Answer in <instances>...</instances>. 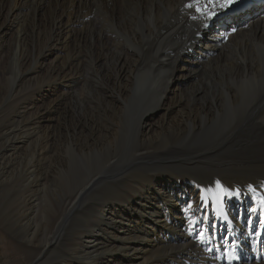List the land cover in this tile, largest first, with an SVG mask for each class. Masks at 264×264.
Wrapping results in <instances>:
<instances>
[{
  "label": "bare ground",
  "instance_id": "bare-ground-1",
  "mask_svg": "<svg viewBox=\"0 0 264 264\" xmlns=\"http://www.w3.org/2000/svg\"><path fill=\"white\" fill-rule=\"evenodd\" d=\"M189 3L193 0H0V53L6 51L18 65L9 91L0 93V114L13 110L16 127L17 118L30 116L18 137L13 128H2L0 184L13 186L19 174L38 192L57 195L48 183L59 160L57 181L63 196H71L36 257L39 264L60 247L69 250L52 264H264V7L235 18L264 6V0L216 7L212 19ZM176 39L177 55L170 45L158 51V60V44ZM159 64L166 72L156 71ZM182 79L197 84L180 93L176 83ZM30 80L35 84L22 90ZM36 102L45 110L32 114ZM68 104L76 119L71 130ZM138 105L148 109L138 120L125 121L127 110ZM55 108L60 115L49 119ZM182 110L185 115L174 116ZM20 149L29 163L15 169ZM181 158L188 170L177 164ZM197 164L240 184L241 196L230 197L224 207L239 218V241L231 237L233 222L221 225L212 216L214 203L203 183L210 180L196 179ZM131 172L139 173L138 181L126 182ZM106 184L116 192L101 200ZM157 195L167 198L162 207L153 204ZM32 203L26 216L38 208ZM193 224L202 236L210 228L205 255L188 248L204 242L188 235ZM32 230L30 243L40 232L37 222ZM76 240L78 248H70Z\"/></svg>",
  "mask_w": 264,
  "mask_h": 264
},
{
  "label": "rangeland",
  "instance_id": "rangeland-1",
  "mask_svg": "<svg viewBox=\"0 0 264 264\" xmlns=\"http://www.w3.org/2000/svg\"><path fill=\"white\" fill-rule=\"evenodd\" d=\"M263 7L264 6H257L256 8H254V10L241 11L235 15V18L242 20L240 17H242L244 15V17H242V18L246 19L247 17L250 16V14L255 15V14L260 13V11ZM176 40H174L173 42L164 41V43L162 42V43L158 44V46L156 48L158 60L160 58V54L158 51H160L161 49H163L167 46H170V45L172 46V47L171 46L170 47H171L173 53H175V55H177L176 51H178L177 47L180 44V41H179L180 39H176ZM8 42H11V41L8 40ZM6 55H7L6 51L0 53V93H1V95H5L9 91L10 86L13 83L14 76L16 75V73L18 71L17 63L14 60L12 62H10V60L7 59ZM175 55L173 54V57ZM162 66L163 65L159 64V66L157 67L158 69L156 71L157 72L158 71L159 72H166L165 68ZM5 73H7V75H5ZM191 81H194V80L191 79L187 82V80L182 79L180 82L176 83L178 86H180V89L183 88L180 91V93L182 91H185L187 93L188 89L191 88L192 85L197 84L196 82L190 83ZM32 84H35L34 80H30V82L24 83L22 85L21 89L27 90V88H29V86ZM189 84H191V85L189 86ZM59 99L60 98L58 96V98L56 97L54 101H58ZM6 106L7 105H5L4 103H3V105H1L2 108H6ZM42 107L43 106L41 105V103L36 102V104L32 108L31 113L35 114L37 111H39L40 108H41V111H44L45 107H43V108ZM66 107H67V109H66V112H67L66 113V117H67L66 118L67 119L66 124H67V127H69L71 130L73 124L76 122V119L74 118L75 117L74 114L71 112L69 104ZM147 109H148L147 105L144 107H143V105H138V108L136 106L130 107L127 110L128 111V114H127L128 118H126L125 121L138 120L139 116L144 112V110H147ZM60 112H61V110L59 108L58 109H56V108L52 109V111L48 113V114H50L48 116L49 119H52L55 116H56L55 118H57L60 115ZM185 113H186V111L182 110V113L174 115V116L175 117H178L180 115L183 116V115H185ZM16 116H18V115H16V113L14 114L13 110H9L5 114H0V142L1 143L3 140L2 128H13L14 130H16V134L19 133L17 135V137L20 136L21 133H24L25 131H27L28 128L26 126V124H27L26 118H29L30 116H27L23 120L17 118L19 120L18 121L19 124L17 127L14 126L13 120H12V118H15ZM159 116H160L159 118H164V116H162V113ZM158 119L152 120V123L157 122ZM54 126H57V125H54ZM158 127H159L158 125L155 126V128H158ZM47 129H48V126L42 127V129L40 130V132H41L40 134H43L44 131L46 132ZM51 135H52L51 145H52L53 150L56 151L58 149V146H59V136L57 135L56 131L52 132ZM24 151L25 150H23V149L16 151L17 153L13 159V165H14L13 168L18 169V167L21 168L22 166H25L29 163V157L26 158V152H24ZM186 161H187L186 159L184 160V158H181V160L179 162H177V164H179L182 167V170L187 169V165L189 163ZM19 163H20V165H19ZM164 164L165 163H163V162L161 163L162 167L165 166ZM40 166H41V164H40ZM193 166H196L195 170H196L197 174L200 176V178L198 176V177H196V179L201 180V177H209L208 180H210V181H207V182L203 181V180H201V181H203V183L205 185H207V186H205V189H206L205 195L207 193L206 196H208L209 199L211 198V202L213 201L212 203H214V208L212 209V212H213L212 216H216V218L218 219V223L221 225L223 224V225L227 226L228 223L233 222L232 223L233 229L231 231V233H232L231 237L235 236L234 238L235 239L237 238V241H239V238H240V236H239L240 235L239 218H238L237 214H235L233 211H231L229 209V207H227L226 210L224 209V207H226V201H228L230 197H236V196L240 197L241 196L240 195L241 194V190H240L241 188H240V184L238 183L237 179H235V177H226V178L218 177L219 175L216 174V170H212L211 167H206V166H203L201 164H197V165H193ZM53 167H54V169L52 170V174L49 177L50 181L48 184L51 183V186L53 187V189H56L54 191L57 192V195L54 193H51V192L44 193V191H42L40 189H39L40 192H38V188H36V187L32 188L33 185L30 184L26 178H22L21 176H23V175L20 176L19 174L16 176V178L13 182V186L9 185V184H7V185L0 184V264H39L40 263V262H36V260L40 255V252L42 250V245H43L45 239H47V238L50 239L52 237L53 230L56 229L57 225L59 224V220H61V218L63 216V212L66 208V203H68L66 201L68 200L69 197H71V196H65L66 197L65 198L63 196L64 192L62 191V189H60L59 180L57 181V179L59 178V175H60L58 173L60 170L59 160L54 161ZM58 168H59V170H58ZM153 168L154 167L152 166L150 168V170L155 171ZM155 168L157 169V167H155ZM161 171H175V170H161ZM51 176H53V177H51ZM19 177L21 179H19ZM140 177L141 176L139 175L138 172H131V173H129L128 178L126 179V182H128V183H132V181L136 182V181H138L137 179H139ZM212 180L213 181L215 180L214 183ZM27 182L29 183V185ZM226 186L228 188H226ZM101 187H103V188L107 187V189H106L107 192H105L106 191V190H104L105 188L102 190ZM101 187H100L101 188V195L99 197L101 200L108 199L109 197H111L116 192L114 186L106 184V185H102ZM221 187H223V189L225 191L222 192ZM217 190H218V192H217ZM26 191L28 193H26ZM231 192H233V193H231ZM106 193H108V194H106ZM213 194H215V195H213ZM36 196H38V197H36ZM60 196H63L64 199L62 198L63 199L62 200L60 198ZM157 196H155L153 198L154 199L153 204H155V205L157 204L158 207L159 206L162 207V205L166 204L167 198L164 196H158V197ZM97 198L98 197H96V199ZM27 199H29V200L27 201ZM33 201H34V203L38 204V208H34L33 215L31 217L26 216L28 214V212H31V210L29 208L32 207L31 204H33L32 203ZM64 202H66V203H64ZM217 203H219V204H217ZM215 204H217V205H215ZM63 205H65V207ZM185 212H187V210ZM21 213H23V214H21ZM76 214H77V212H76ZM74 218L76 219L75 222L79 223L78 218H80V216L74 215ZM189 218L194 219V220L197 219L196 216L195 217L191 216ZM201 218H204L203 215H201L199 219H201ZM31 219H32V222H31ZM50 219H52L50 222V227L48 225V228L46 229L47 222ZM197 221H195V222H197ZM209 221L212 224V222H211L212 219ZM34 222H37L38 229H40V232L38 231L39 233L36 234L37 236H35L34 242L30 243L28 241L32 239V237H31L32 232L31 231H33L32 229H33ZM211 224H209V225L211 226ZM192 228L193 229L190 231V233H188L189 236L200 237L201 239H203L202 241L208 240V234L210 233L209 227H207L205 234L203 236L201 235L202 231L197 226H194V224H193ZM75 231L78 232L77 230H75ZM47 232H49V233H47ZM48 234H50V235H48ZM145 236H146V234H145ZM246 236L251 241H255L251 235L247 234ZM68 244L71 245L70 248H76V249L78 248L77 247L78 240H76L75 242H69ZM205 247H206V249H205ZM183 248L184 247H182L181 250ZM188 248L192 249L190 251H192V253H194L195 256L196 255L201 256V255H205L208 253V244H206V241L201 243L200 247L195 245L194 247L188 246ZM200 249L202 252L199 251ZM64 250L67 253L69 248H61L60 247L54 253L52 251L50 253V255H48L47 258L45 259L46 261L44 264H52L54 261H51V260L54 259V257L57 256L60 253V251L64 252ZM197 252H199V253H197ZM244 255H245V253H243V255L240 257H244ZM165 257H166V255H164L159 261L163 260ZM235 259L237 261V258H235ZM67 263H69V262L65 261V262H62L61 264H67Z\"/></svg>",
  "mask_w": 264,
  "mask_h": 264
},
{
  "label": "snow or ice",
  "instance_id": "snow-or-ice-1",
  "mask_svg": "<svg viewBox=\"0 0 264 264\" xmlns=\"http://www.w3.org/2000/svg\"><path fill=\"white\" fill-rule=\"evenodd\" d=\"M239 3H241V0H208V3L202 5L201 0H193V3H189L187 7L195 8L197 12H200L207 19H212L216 15L214 11L216 7L222 9L231 8L233 5H238ZM209 5L211 8H209ZM221 191L225 190L221 187Z\"/></svg>",
  "mask_w": 264,
  "mask_h": 264
}]
</instances>
